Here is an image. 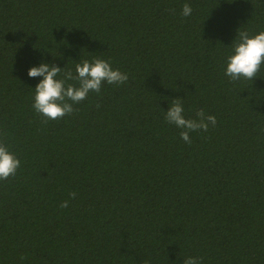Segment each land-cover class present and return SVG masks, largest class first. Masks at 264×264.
<instances>
[{
	"label": "trees",
	"instance_id": "16d2710c",
	"mask_svg": "<svg viewBox=\"0 0 264 264\" xmlns=\"http://www.w3.org/2000/svg\"><path fill=\"white\" fill-rule=\"evenodd\" d=\"M239 31H264V0H0V142L21 161L0 264H264V65L225 75ZM94 58L128 81L45 123L29 69ZM174 99L216 126L185 143Z\"/></svg>",
	"mask_w": 264,
	"mask_h": 264
},
{
	"label": "clouds",
	"instance_id": "9594fccd",
	"mask_svg": "<svg viewBox=\"0 0 264 264\" xmlns=\"http://www.w3.org/2000/svg\"><path fill=\"white\" fill-rule=\"evenodd\" d=\"M192 11V7L185 3L182 15L188 17ZM236 40L238 42L235 44L234 54L228 57L225 75L233 82L241 78L253 80L264 65V31L254 36H250L247 31H239ZM28 75L31 78H43L35 88L33 108L45 117V123L73 114L76 111L73 106L86 100L90 92L99 95L105 82L109 85H122L129 79L127 73L114 70L109 61L99 58L76 63L75 74L67 67L62 70L55 64L49 66L41 63L39 67L30 68ZM184 111L183 99H174L165 112V119L182 130L180 137L185 143H191V133L206 132L209 125L215 127L217 124V118L206 115L203 110L197 112V119L186 118ZM20 167V159L0 142V181L15 177ZM71 197L75 199L76 193H71ZM68 206V201L60 205L61 208ZM201 259L188 257L183 264H201Z\"/></svg>",
	"mask_w": 264,
	"mask_h": 264
}]
</instances>
